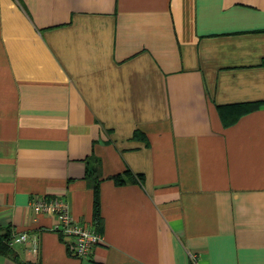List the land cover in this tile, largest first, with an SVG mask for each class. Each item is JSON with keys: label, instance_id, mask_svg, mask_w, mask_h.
Wrapping results in <instances>:
<instances>
[{"label": "crops", "instance_id": "1", "mask_svg": "<svg viewBox=\"0 0 264 264\" xmlns=\"http://www.w3.org/2000/svg\"><path fill=\"white\" fill-rule=\"evenodd\" d=\"M95 185L103 240L79 258L31 201L93 223ZM17 232L38 252L3 243L0 264H264V0H0V234Z\"/></svg>", "mask_w": 264, "mask_h": 264}, {"label": "built area", "instance_id": "2", "mask_svg": "<svg viewBox=\"0 0 264 264\" xmlns=\"http://www.w3.org/2000/svg\"><path fill=\"white\" fill-rule=\"evenodd\" d=\"M36 213H48L56 216L54 229L71 239V251L79 258H89L102 240V234L93 223L79 222L71 214L68 202L60 197L35 196L31 201ZM9 246L28 244L33 253L38 252V237L29 232H17L0 238ZM195 258V257H194ZM193 258V259H194Z\"/></svg>", "mask_w": 264, "mask_h": 264}, {"label": "trees", "instance_id": "3", "mask_svg": "<svg viewBox=\"0 0 264 264\" xmlns=\"http://www.w3.org/2000/svg\"><path fill=\"white\" fill-rule=\"evenodd\" d=\"M258 106V104L256 103H252L248 105L249 109H254ZM134 136H139V134L136 132L134 134ZM88 172L92 169H87ZM94 170V169H93ZM92 170V172H93ZM113 179L116 183L118 184H123L125 183L127 180L133 181V182H142L143 178L141 175H134L130 170H126L125 172V177H123L122 175H116L113 176ZM93 214H94V221L93 224L95 225L96 229L99 231L100 230V225H99V219H100V214H99V201H98V187L97 185H95L94 187V210H93ZM7 236V234H0V238ZM6 244V243H5ZM7 245V244H6ZM5 247L8 248L7 246L3 245V242L0 241V247Z\"/></svg>", "mask_w": 264, "mask_h": 264}]
</instances>
